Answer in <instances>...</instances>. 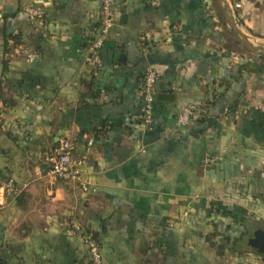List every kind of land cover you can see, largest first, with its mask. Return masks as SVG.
<instances>
[{"label":"crops","instance_id":"1","mask_svg":"<svg viewBox=\"0 0 264 264\" xmlns=\"http://www.w3.org/2000/svg\"><path fill=\"white\" fill-rule=\"evenodd\" d=\"M233 3L264 43V0ZM100 10L0 0V264H92L86 233L102 264H264L249 246L264 229V64L241 56L211 0H116L95 51ZM188 106L201 114L183 126ZM63 140L87 157L75 183L49 174Z\"/></svg>","mask_w":264,"mask_h":264},{"label":"built area","instance_id":"2","mask_svg":"<svg viewBox=\"0 0 264 264\" xmlns=\"http://www.w3.org/2000/svg\"><path fill=\"white\" fill-rule=\"evenodd\" d=\"M100 2L102 35L93 46L95 51L102 47L106 36L108 35L116 20L114 13V5L116 0H100ZM158 78L159 72L154 67L148 68V70L145 72L141 91L142 109L140 116L145 124H151L153 120L154 105L156 102V83ZM257 109L260 112H264V102L261 103ZM200 114V109L191 106L184 107L179 114L178 122L183 126H188L191 124L194 118ZM211 162L212 160L207 158L204 163L206 166H209ZM86 163L87 157L81 156L75 158L72 154L71 141L63 140L49 159V174L54 179L75 183L80 180L81 169ZM2 191L4 194L12 195L19 193L15 187L13 179L5 182V184L2 186ZM79 231H82L81 223L78 220H75L71 224L70 232L73 234ZM84 240L88 246L92 264H102L103 256L99 242L90 233L85 234Z\"/></svg>","mask_w":264,"mask_h":264},{"label":"water","instance_id":"3","mask_svg":"<svg viewBox=\"0 0 264 264\" xmlns=\"http://www.w3.org/2000/svg\"><path fill=\"white\" fill-rule=\"evenodd\" d=\"M221 9L225 23L231 31L233 37L239 42L247 51L252 54L259 55L264 58V46L255 45L251 39L241 30L240 25L235 19V15L226 0H216ZM249 246L257 250L260 254H264V229H258L253 238L249 241Z\"/></svg>","mask_w":264,"mask_h":264},{"label":"rangeland","instance_id":"4","mask_svg":"<svg viewBox=\"0 0 264 264\" xmlns=\"http://www.w3.org/2000/svg\"><path fill=\"white\" fill-rule=\"evenodd\" d=\"M228 3H229V6L231 7L233 13H234V9H233V6H234V3H233V0H226ZM212 2V6L215 8V10L217 11L218 15L223 17L224 19V16H223V13L221 11V9L219 8L216 0H211ZM236 19V17H235ZM238 22V20H237ZM238 24L240 25V28L241 30L251 39V42L255 45H259V46H264V43L262 40L258 39V38H254L252 37L245 28L242 27L241 23L238 22ZM239 48H240V54L241 56H247V57H254L256 59V61H259L261 64H264V58H261L259 55H256V54H252L250 53L249 51H247L240 43H239ZM258 257V255H256Z\"/></svg>","mask_w":264,"mask_h":264},{"label":"trees","instance_id":"5","mask_svg":"<svg viewBox=\"0 0 264 264\" xmlns=\"http://www.w3.org/2000/svg\"><path fill=\"white\" fill-rule=\"evenodd\" d=\"M96 239V237H94ZM97 240V239H96ZM98 241V240H97ZM99 242V241H98Z\"/></svg>","mask_w":264,"mask_h":264}]
</instances>
